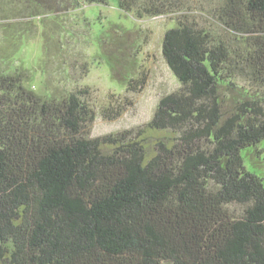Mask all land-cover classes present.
<instances>
[{
  "label": "trees",
  "instance_id": "16d2710c",
  "mask_svg": "<svg viewBox=\"0 0 264 264\" xmlns=\"http://www.w3.org/2000/svg\"><path fill=\"white\" fill-rule=\"evenodd\" d=\"M117 2L138 18L180 7ZM56 4L0 0V24ZM217 17L233 44L182 21L166 32L181 87L135 135L89 138L87 89L47 97L0 69V264H264V178L243 157L264 153V0H222ZM167 129L150 157L142 133Z\"/></svg>",
  "mask_w": 264,
  "mask_h": 264
},
{
  "label": "rangeland",
  "instance_id": "374dc122",
  "mask_svg": "<svg viewBox=\"0 0 264 264\" xmlns=\"http://www.w3.org/2000/svg\"><path fill=\"white\" fill-rule=\"evenodd\" d=\"M56 1L53 13L0 24V69L22 67L27 85L47 97L87 89L83 99L94 111L83 132L89 138L124 130L135 135L153 118L161 98L180 89L163 55L166 32L180 21L234 43V33L217 17L222 0H179L175 11L143 18L122 10L117 0H73V5L71 0ZM178 135L167 129L141 136L151 157L159 139ZM253 149L243 150L245 165L264 178V153ZM231 208L239 213L244 206Z\"/></svg>",
  "mask_w": 264,
  "mask_h": 264
}]
</instances>
